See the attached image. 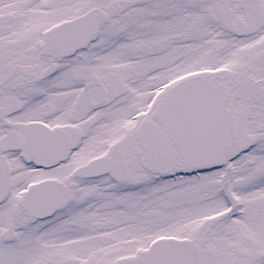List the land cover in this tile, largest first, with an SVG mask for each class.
Returning <instances> with one entry per match:
<instances>
[{
	"label": "snow or ice",
	"instance_id": "1",
	"mask_svg": "<svg viewBox=\"0 0 264 264\" xmlns=\"http://www.w3.org/2000/svg\"><path fill=\"white\" fill-rule=\"evenodd\" d=\"M0 264H264V0H0Z\"/></svg>",
	"mask_w": 264,
	"mask_h": 264
}]
</instances>
